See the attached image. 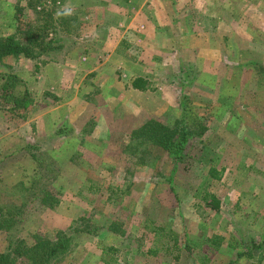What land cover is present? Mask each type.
<instances>
[{
	"label": "rangeland",
	"instance_id": "obj_1",
	"mask_svg": "<svg viewBox=\"0 0 264 264\" xmlns=\"http://www.w3.org/2000/svg\"><path fill=\"white\" fill-rule=\"evenodd\" d=\"M26 2L0 0V36L20 3L64 44L0 63L25 99L0 109V205L22 207L0 252L73 231L51 264H264V0ZM181 111L207 127L174 166L133 134Z\"/></svg>",
	"mask_w": 264,
	"mask_h": 264
},
{
	"label": "trees",
	"instance_id": "obj_2",
	"mask_svg": "<svg viewBox=\"0 0 264 264\" xmlns=\"http://www.w3.org/2000/svg\"><path fill=\"white\" fill-rule=\"evenodd\" d=\"M19 1V0H18ZM27 6L35 8L40 0H27ZM23 6L20 3L15 5L14 13V32L0 36V63H4L8 58L25 57L29 59L48 56L53 51L63 47V42L56 39V34L49 36L54 29L48 24L47 19L40 22L38 19L30 21L22 16ZM34 22V23H33ZM65 25V21L63 22ZM15 76L0 88V94L8 101L4 108L7 118H23L22 108L25 107L24 98L15 96ZM147 81L137 77L132 81V87L138 90H145ZM14 94V98H10ZM10 99L13 101L10 103ZM21 114V115H20ZM24 114V113H23ZM20 115V116H19ZM205 117L198 115H188L186 111H181L180 115L174 120L172 126L163 124L157 120L150 119L135 130L133 137L142 144L153 148L169 151L175 164L184 160L186 156L191 158L192 145L195 138L202 137L206 131ZM190 154V155H189ZM174 167L171 172H174ZM209 205L213 208L218 207V200L209 195ZM41 201L44 205L52 207L57 203L56 198L50 192H44ZM10 203L0 205V228L11 230L16 223L15 216L21 212V205L18 207ZM73 231L68 234L59 232L56 238L48 239L44 235H36L35 240L28 244L24 240L9 241L5 251L0 252V264H14V257H21L25 264H51L61 259L69 250Z\"/></svg>",
	"mask_w": 264,
	"mask_h": 264
},
{
	"label": "crops",
	"instance_id": "obj_3",
	"mask_svg": "<svg viewBox=\"0 0 264 264\" xmlns=\"http://www.w3.org/2000/svg\"><path fill=\"white\" fill-rule=\"evenodd\" d=\"M47 64H49V63H47ZM55 65H56V64H55ZM61 70H62V69L60 68V66L56 67V70H55V71H56V74L58 75V77H60ZM135 78H137V77H135ZM135 78H133V80H134ZM133 80H132V81H133ZM130 87L133 88V89H135V90H138V89L132 87V82H130ZM139 91H143V90H139Z\"/></svg>",
	"mask_w": 264,
	"mask_h": 264
}]
</instances>
